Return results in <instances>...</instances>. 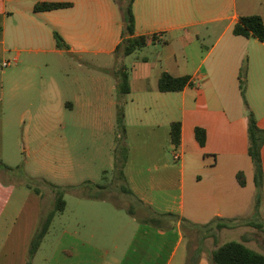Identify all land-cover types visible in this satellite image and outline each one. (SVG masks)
<instances>
[{
  "label": "crops",
  "instance_id": "1",
  "mask_svg": "<svg viewBox=\"0 0 264 264\" xmlns=\"http://www.w3.org/2000/svg\"><path fill=\"white\" fill-rule=\"evenodd\" d=\"M38 3L71 6L38 12ZM134 14L135 37L148 39L139 50L147 55L132 61L131 69L122 65L131 91L120 95L119 68L112 78L82 75L93 68L108 69L116 59L124 21L115 0H0V162L13 169L5 162L6 137L18 123H25L28 153L47 150L51 137L65 153L72 127L68 122L113 130L121 103L128 147L124 184L136 196L140 212H146L144 206L202 226L216 218L252 217L257 188L249 114L264 130V43L233 30L244 15L264 20V0H135ZM56 32L68 48L57 46ZM6 60H15V66L3 68ZM67 62L76 73H67ZM245 64L246 99L240 90ZM163 72L190 76L192 85L161 92ZM173 122L182 125L179 146L171 141ZM197 127L207 132L204 147L196 140ZM112 147L114 175L116 143ZM176 151L182 155L179 164L172 161ZM261 157L264 225V145ZM239 173L245 186L238 182ZM3 175L13 177V170L0 169V264H28L42 221L43 195L33 191L20 197L19 182ZM106 192L84 195L89 209L76 211L75 226L63 228L58 247L48 248V231L31 264H192L180 221L165 218L147 224L132 218L131 225L123 220L127 207L118 206L115 195ZM198 247L196 264H211L206 240Z\"/></svg>",
  "mask_w": 264,
  "mask_h": 264
},
{
  "label": "rangeland",
  "instance_id": "2",
  "mask_svg": "<svg viewBox=\"0 0 264 264\" xmlns=\"http://www.w3.org/2000/svg\"><path fill=\"white\" fill-rule=\"evenodd\" d=\"M145 55H147V50H138L127 60H124V52L120 51L116 54V59L111 61L108 69L93 68L89 69L87 73H82V75L95 77L104 74L103 76L107 75L112 78L114 69L117 71L124 64L131 69V62L138 58L142 59ZM66 70L68 74L76 73V69H71L68 62ZM96 72L98 73L96 74ZM106 72L111 73L106 74ZM68 123L72 127L68 129L65 153L62 148L59 149L57 142H54L56 140L54 137H51L50 146L47 150L36 148V150H39L36 151L34 149L33 152L28 153L23 137L25 123H18L16 128L11 133L9 132L6 137L5 162L13 166V177L6 175L2 177L16 183L19 182L20 197H26L33 191L43 195L40 202L43 210L42 220L48 217L56 208V193L47 182L65 188L64 200L67 202V207L64 211H57L53 217L49 234L45 239L49 245L48 248L58 247L60 233L66 225L75 226L76 211L89 209V203L85 202L87 199H85L84 195L101 196L107 194L106 191L113 193L115 195V203L123 208L127 207L123 210V220L126 222L131 221V225H134L132 218H136L139 221L147 217L145 211L140 212L139 204L136 200L121 192L122 181L116 178V172H114V175L112 174L111 160L114 157L112 146L114 143L118 146L120 142L127 144L126 138L121 139L119 136L117 117L113 130L106 127L98 130L94 128V123L92 124L91 122L80 123L72 121ZM78 125L80 128L75 127ZM14 134H16L15 138ZM10 146H13V149ZM172 161L175 164L180 163V160L176 162L172 159ZM28 179H34L32 188L27 185ZM90 181L101 184L105 188H98L90 184ZM81 199L84 202H81ZM21 205L22 202L19 201V209ZM131 207L137 213L135 216L129 213V208ZM182 231L185 234L184 244H187L188 258L198 254L199 243L204 240H206L208 245L207 249L212 253L228 242H240L250 248L254 247L259 250L258 252L264 253V229L253 230L250 227L224 229L208 239H204L206 231L201 232L185 225L182 227ZM109 235L111 236V234ZM245 239H248L249 243ZM203 252L206 254V251Z\"/></svg>",
  "mask_w": 264,
  "mask_h": 264
},
{
  "label": "trees",
  "instance_id": "3",
  "mask_svg": "<svg viewBox=\"0 0 264 264\" xmlns=\"http://www.w3.org/2000/svg\"><path fill=\"white\" fill-rule=\"evenodd\" d=\"M124 21V29L122 33V43L118 46L116 53L120 51L124 52V55H132L139 49L144 48L147 45V37L140 36L135 37L136 32V18L134 14V3L135 0H115ZM69 3H38L35 6V11H53L70 7ZM233 33L237 36H243L246 38H256L264 43V20L260 15H244L239 18V21L234 27ZM55 39L57 46L59 48H68L64 39L56 32ZM155 41V39H154ZM247 66L246 64L242 67L240 71V90L244 99H246L247 90ZM116 77L118 79V90L120 95L129 94L130 79L129 74L126 69H119L116 72ZM190 76L176 77L169 72H163L159 78L158 88L161 92H180L183 91L187 86H191ZM246 105L248 106L247 102ZM117 130L121 139L126 138V123H125V109L120 103L117 106ZM249 154L252 157L254 167H255V183L257 188L256 200H255V210L252 217L248 219H227V218H216L207 225H195L190 223L184 218H180L177 215H160L155 214L148 208L143 206V209L147 212V217L140 221L145 220L147 224H157L161 222L162 219L171 218L173 220L180 221L181 226H188L199 231H206L205 237L215 236L217 232L224 229H235L242 226H252L257 229H264L262 219L260 217V207H261V191L263 186V166L261 150L264 145V130L260 129L257 120L252 112L249 114ZM195 137L201 147L206 145L207 132L202 127H197L195 129ZM182 140V125L180 122H173L171 125V141L174 145L179 146ZM128 160V147L125 142H120L116 148V160H115V172L117 179L121 180V192L127 194L133 200L136 199L133 191L124 184L125 175L124 168ZM0 169L6 171L13 170L12 168L6 166L0 162ZM238 182L241 186L246 185V179L243 173L237 175ZM34 179H28L27 185L29 188L33 187ZM47 182V181H46ZM48 185L56 193V208L55 210L41 221L40 227L34 236L30 251H29V261H31L35 254L37 253L41 243L43 242L45 236L47 235L53 217L57 211H64L67 202L64 200L65 188L50 182ZM120 186V185H119ZM98 188H105L103 185L97 184ZM129 213L131 215H136V211L133 207L129 208ZM201 243V242H200ZM198 254L192 256V264H196ZM211 264H264V255L248 248L245 244L240 242H228L217 248L209 257Z\"/></svg>",
  "mask_w": 264,
  "mask_h": 264
},
{
  "label": "built area",
  "instance_id": "4",
  "mask_svg": "<svg viewBox=\"0 0 264 264\" xmlns=\"http://www.w3.org/2000/svg\"><path fill=\"white\" fill-rule=\"evenodd\" d=\"M15 62H16L15 60H13V61H10V60L3 61V63H2V67H3V68H9V67H10L11 65H13ZM181 158H182L181 153H179V152L176 151V152L174 153V159H175L176 161H179V160H181Z\"/></svg>",
  "mask_w": 264,
  "mask_h": 264
}]
</instances>
